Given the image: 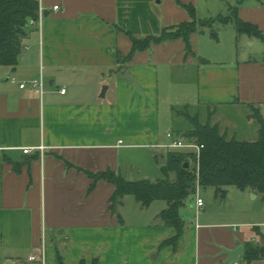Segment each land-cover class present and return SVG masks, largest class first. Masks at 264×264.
<instances>
[{"label": "crops", "instance_id": "obj_1", "mask_svg": "<svg viewBox=\"0 0 264 264\" xmlns=\"http://www.w3.org/2000/svg\"><path fill=\"white\" fill-rule=\"evenodd\" d=\"M38 2L46 10L42 28L30 25L15 71L0 64V264H226L224 251L237 249L238 241L243 254L245 244L261 243L258 195L260 217L234 219L212 211L201 191L206 207L198 211L195 198L181 209L185 227L174 248L164 243L176 231L159 219L166 202L142 207L135 200L137 222H127L122 211L111 210L115 186L101 180L89 192L93 180L81 169L129 180V153L146 149L152 156L170 144L163 143V121L173 107L205 110L202 121L220 129L225 112L239 106L264 119V54L227 61L225 53L200 54L195 33L194 54L187 55L182 39L153 44L120 69L117 57L131 52V35L158 36L189 21L180 2L191 0ZM233 7L263 35L244 34L245 42L255 47L259 40L263 50L264 0H236ZM41 77L43 93L21 88ZM236 126L227 122L225 129ZM26 148L32 151L25 154ZM241 192L247 203L253 193ZM157 202L163 205L149 212ZM183 209L194 216L187 220ZM236 262L247 264L243 256Z\"/></svg>", "mask_w": 264, "mask_h": 264}, {"label": "trees", "instance_id": "obj_2", "mask_svg": "<svg viewBox=\"0 0 264 264\" xmlns=\"http://www.w3.org/2000/svg\"><path fill=\"white\" fill-rule=\"evenodd\" d=\"M180 5L189 13L191 19L163 28L158 36L137 38L131 35V52L127 56L119 54L117 57L120 69L130 63L137 52L145 51L153 44L182 39L187 55L194 54L191 37L200 30L196 7L193 4ZM38 11V0H0L1 65L11 68L12 71L16 70L24 48L23 41L30 32V21L37 18ZM217 20L224 24L234 23L240 35L263 38L257 26L239 18L237 7H232L227 17L220 16ZM212 23L213 20H207L202 26ZM193 110L190 107H173L172 115L173 118L184 119L191 125L188 130L179 133L180 139L204 146L199 165V179L190 164V154L184 152L169 151L166 157L162 156L166 164L163 171L167 178L155 183L148 180L129 181L111 171L93 174L81 169L93 180L89 192H93L101 180L115 186L111 198L113 212L117 211L118 205L126 196H133L142 207H149L156 201L166 202L167 208L159 215V219L165 226L176 231L175 236L164 243L174 248L177 247L185 227L180 211L189 200L196 198L198 187L202 192L213 191L216 198L222 199L227 197L228 188L236 187L258 195L264 201V119L259 112L257 111L255 119L259 124L258 139L248 142L236 138L229 140L226 135L220 134L218 125H212L209 121L202 123L200 112ZM187 164L189 168H186ZM170 173L176 175L174 181L169 179ZM243 260L247 264L264 260V240L258 244H245Z\"/></svg>", "mask_w": 264, "mask_h": 264}, {"label": "rangeland", "instance_id": "obj_3", "mask_svg": "<svg viewBox=\"0 0 264 264\" xmlns=\"http://www.w3.org/2000/svg\"><path fill=\"white\" fill-rule=\"evenodd\" d=\"M235 1L236 0H191V3L196 7L197 20L200 23V30L197 32L199 34L198 39L200 41L199 43L197 41V49L200 51V54H202V52H216L220 54L225 53L226 61L231 59L236 60L238 54L240 55V60H243L245 57L243 55L244 52L247 53V57L249 60L253 58L254 55L258 52H262L264 54V46H262L263 50L262 48H259V45H263L261 44L262 42L258 40L257 46L252 47L250 43L245 42V36L241 35V38L239 37V39L237 40L235 36L237 33L235 24H224L217 20L220 16L227 17L230 14V9L234 6ZM207 20H213V23L208 26H202L203 22H206ZM203 33H205L207 35L206 37H208V39L212 41V48L208 45H205V43L203 42L204 38L203 36H201L203 35ZM240 39H243V42H241ZM193 111L200 112V120L202 121L201 116H203L206 111H202L201 109H194ZM225 115L226 118H223L224 121H221L222 128L219 130L221 135H226L229 140L235 138V136L239 141L241 140L253 142L258 139V133H254V131L252 130L254 127L253 125H255V121H253L252 119L257 118V112L255 110H250L244 106H239L232 110H228V112H225ZM209 118L211 119V116ZM225 122H235L237 124V128L233 127V132H229L228 129H225ZM163 123L164 126L166 125V131L164 133L165 138L163 140V143L166 144H169L173 141L172 139H167V132L173 133L174 138L178 139L179 133L182 130H188L191 126L189 122L184 119L173 118L172 112H165ZM202 123H206V121L203 120ZM211 124L214 125L213 122ZM171 152H177V150H171ZM152 153L153 154L151 156L150 150L143 149L135 150L131 154L129 153L127 155L128 161L130 162L127 167V170L129 172L127 173L128 179L130 181L148 180L155 183L167 178L163 171L166 164H162L161 159L162 156H167L168 149H159L158 151H153ZM175 178V174H169V179L171 181H174ZM243 195L244 194L241 192V190L236 187L228 188V194L225 199L216 198L215 196L212 197L211 193L205 192V196L209 201V208L212 209V211L214 210L215 212L219 213L220 215L224 216L225 214V216L227 215L228 217H232L234 219L260 217L261 213L258 212L260 202H256L252 199V196H250V200L246 203L245 200H243ZM201 197H203L202 192ZM134 205H137L134 197L127 196L121 200L120 204L117 207L119 212L122 211L124 213L127 222H137L136 220L138 219V217L133 214V207H135ZM161 205H163V202H157L152 206L149 212L155 211ZM245 209H247L249 212H241ZM145 211H147V209ZM183 212H188L187 216L185 215L186 219L188 220L189 217L194 216L195 210L186 211L183 209ZM262 231L264 232V228H262Z\"/></svg>", "mask_w": 264, "mask_h": 264}, {"label": "built area", "instance_id": "obj_4", "mask_svg": "<svg viewBox=\"0 0 264 264\" xmlns=\"http://www.w3.org/2000/svg\"><path fill=\"white\" fill-rule=\"evenodd\" d=\"M60 7L55 6L53 8L54 11H59ZM45 12L46 10L44 9L43 5L41 2L39 3V11H38V16L36 19H33L30 21V25H38L40 28L43 26L44 18H45ZM44 79L41 77L40 79L37 80H32L31 82L24 83L21 85V88H25L27 85L31 86L33 89H38L41 93H43L44 90ZM66 90L62 89L61 93H65ZM168 137L172 139L173 141L169 144L166 145L165 148L168 149L169 151L171 150H177V152H184L190 154L189 161L190 164L193 166L195 169V172L197 173V177L199 179V165H200V160H201V153L204 148L203 145H199L196 142H186L180 138L177 140L173 139V134H169ZM123 142L120 141V144ZM39 150H44L43 147H40ZM32 151L30 148L23 149V152L25 154H29ZM206 207V202L203 197H201V189L198 187L197 192H196V209L198 211L203 210ZM37 259L36 256L30 257V261H35ZM41 259V258H40ZM232 264H238L236 261H233Z\"/></svg>", "mask_w": 264, "mask_h": 264}, {"label": "water", "instance_id": "obj_5", "mask_svg": "<svg viewBox=\"0 0 264 264\" xmlns=\"http://www.w3.org/2000/svg\"><path fill=\"white\" fill-rule=\"evenodd\" d=\"M106 89H107V87H104L102 96L105 95ZM161 163L164 164L165 160L161 159ZM186 168H189L188 164L186 165ZM255 198H256V195L252 194V199H255ZM236 245H237V249H235V250H225L224 251V253L229 256L226 264H231L233 261H237L243 256V246L240 244L239 241L236 243Z\"/></svg>", "mask_w": 264, "mask_h": 264}]
</instances>
